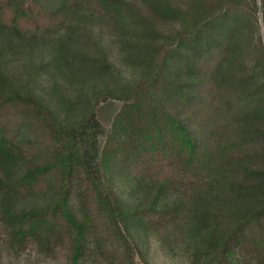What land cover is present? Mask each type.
Returning a JSON list of instances; mask_svg holds the SVG:
<instances>
[{
    "label": "trees",
    "instance_id": "trees-1",
    "mask_svg": "<svg viewBox=\"0 0 264 264\" xmlns=\"http://www.w3.org/2000/svg\"><path fill=\"white\" fill-rule=\"evenodd\" d=\"M139 2L0 0L8 242L60 249L63 264H138L139 226L175 233L192 264H264V0H141L151 13ZM87 18L120 32L125 67L78 47ZM17 39L50 40L56 77L109 73L113 82L91 89L94 103L77 102L81 117H63L62 97L4 71ZM105 97L122 105L101 148L95 105ZM126 182L145 203L126 202ZM28 196L45 200L24 206Z\"/></svg>",
    "mask_w": 264,
    "mask_h": 264
},
{
    "label": "rangeland",
    "instance_id": "rangeland-1",
    "mask_svg": "<svg viewBox=\"0 0 264 264\" xmlns=\"http://www.w3.org/2000/svg\"><path fill=\"white\" fill-rule=\"evenodd\" d=\"M139 3L141 5V0ZM141 7L146 13H151L143 4ZM259 17L260 32L263 34L264 41L262 11H259ZM76 29L79 31L78 47L83 52L98 56L104 51V54L110 60L116 61V59L121 58L122 54L119 50L121 42L118 38L120 32L107 23L101 22L99 19L90 20L87 18L77 23ZM255 36L256 33L254 39ZM98 38H101V42L98 41ZM252 42L254 43V41ZM52 50L50 40L37 39V41L32 42V45L27 41L22 43L19 41V44L5 48L2 55L4 71L18 84L24 85L28 83L34 91L45 98L57 101L62 97L61 116L68 119L81 117L85 109L78 103H94L95 98L90 97L91 89L96 87L97 84L99 88L111 84L113 77L109 76V73L104 78L94 77L86 73L84 76L56 77L55 74L59 73L55 65L50 61ZM117 63L125 67L122 62ZM128 71L131 73L130 68L127 69ZM64 104H68L70 107L67 113ZM121 105L122 100L114 97H105L95 105L97 118L104 129L99 136L101 148L104 146L114 116L121 108ZM125 184L121 194L128 204L145 203V196L139 189L132 186L130 182ZM43 200H45L44 196H28L23 200V205H37L42 203ZM1 202L2 196L0 192V247H2L0 264H63L65 262L66 254L60 249L52 251L43 248L38 243L22 245L14 241L13 243L12 241L8 242L10 238L6 232L8 225L2 212ZM132 231L135 234L133 242L136 248L135 260L138 264H192L188 253L177 243L175 233H170L163 237L159 235L160 233L145 232L139 226L132 227Z\"/></svg>",
    "mask_w": 264,
    "mask_h": 264
}]
</instances>
